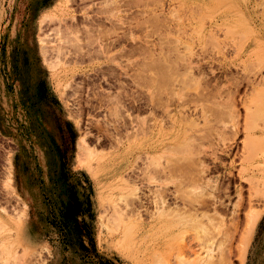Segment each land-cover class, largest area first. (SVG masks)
Wrapping results in <instances>:
<instances>
[{
  "label": "rangeland",
  "instance_id": "374dc122",
  "mask_svg": "<svg viewBox=\"0 0 264 264\" xmlns=\"http://www.w3.org/2000/svg\"><path fill=\"white\" fill-rule=\"evenodd\" d=\"M89 1L0 0V264H264V0Z\"/></svg>",
  "mask_w": 264,
  "mask_h": 264
},
{
  "label": "bare ground",
  "instance_id": "6f19581e",
  "mask_svg": "<svg viewBox=\"0 0 264 264\" xmlns=\"http://www.w3.org/2000/svg\"><path fill=\"white\" fill-rule=\"evenodd\" d=\"M71 1H73V0H71ZM77 1H78V0H77ZM88 1H89V0H88ZM107 1H108V0H107ZM83 2H84V1H83ZM86 2H87V1H86ZM90 2L93 3V0H92V1L90 0L88 3L84 4V5H86V8H87V6H89L90 4H92V3H90ZM109 2H110V1H109ZM76 3H77V2H76ZM94 3H95V2H94ZM81 4H82V3H81ZM110 4H111V8H110V7H108V8L106 7L108 10L106 9L104 12H109V11H110V12H109V13H110V16H111V14L115 13V14H114V17H117V18H114V20L119 18V19H121V20L118 19L117 21L122 22L121 14H119L120 17H119V15H116V14L118 13L117 11H120V9H121V8L119 9V7H121V6L119 5V0H112V3H110ZM134 4H135V3H134ZM82 5H83V4H82ZM93 5H94V4H93ZM96 5H97V4H96ZM100 5H101V4H100ZM132 5H133V3H132ZM98 6H99V5H98ZM98 6H97V7H98ZM101 6H102V5H101ZM104 6H105V5H104ZM95 7H96V6H95ZM83 8H85V6H83ZM100 8H101V9L99 10L100 12H99V11L97 12V13H100V14H99V15H100V17H99V22H100V20H101V15H102V17H103V15H104L103 18L107 17V15L105 16V14L103 13V11H101V10H104V9H103L102 7H100ZM104 8H105V7H104ZM109 8H110V10H109ZM89 9H91V11H93L92 8H91V6L89 7ZM89 9H88V10H89ZM97 9H98V8H97ZM118 9H119V10H118ZM84 10H85V12L87 11L86 9H84ZM114 11H116V12H114ZM149 11H150V10H149ZM88 12L90 13V11H88ZM88 12H86V13H88ZM101 12H102V13H101ZM112 12H113V13H112ZM86 13L83 12V15H86ZM92 13H93V12H92ZM109 13H108V14H109ZM142 14H143V13H142ZM154 14H155V13H154ZM90 15H91V14H90ZM90 15L88 16V14H87V15L84 16V17H87V18L89 17V18H91ZM99 15H98V14L95 15V16H92V15H91L93 18L95 17V18L93 19V21L96 20V22H98L97 19H98V16H99ZM48 16H50V13H49V12H46V13L43 14V17H44V18H47ZM96 16H97V17H96ZM110 16H109V17H110ZM156 16H157V15H156ZM87 18H86V19H87ZM96 18H97V19H96ZM111 18H113V16L110 17V18H105V19L107 20V19H111ZM154 18H155V17H154ZM86 19H85V20H86ZM155 19H156V18H155ZM69 20H71V18H70ZM75 20H76V19H75ZM151 20H152V19H151ZM158 20H159V19H158ZM73 21H74V20H73ZM90 21H91V19H90ZM93 21H91V23H92ZM117 21H115V22H117ZM123 21H124V20H123ZM146 21H147V20H146ZM120 22H118L119 24H118V27H117V28H119V29L122 28V29H123V27H122V25L120 24ZM66 23H67V22H66ZM101 23H102V22H101ZM110 23H111V22H110ZM135 23H136V22H135ZM137 23H138V22H137ZM89 24H90V22H89ZM94 24H95V22H94ZM94 24H91V25H94ZM112 24H114V23H112ZM126 24H127V23H126ZM73 25H74V24H73ZM77 25H78V24H77ZM99 25H100V23H99ZM102 25H103V23H102ZM104 25H105V24H104ZM120 25H121V26H120ZM132 25H133V23H132ZM140 25H141V24H140ZM145 25H146V24H145ZM67 26H68V25H67ZM97 26H98V25H97ZM112 26H113V25H112ZM116 26H117V23H116V25H114V27H116ZM136 26H137V25H136ZM68 27H69V26H68ZM101 27H102V26H101ZM101 27H100V28H101ZM103 27H104V26H103ZM105 27H106V26H105ZM129 27H130V26H129ZM133 27H134V26H133ZM69 28H72V27H69ZM97 28H98V27H97ZM117 28H116V29H117ZM130 28H131V27H130ZM90 29H91V27H90ZM119 29H117V30H115V28H114L113 30H110V29H108V30H104V29H102V30H104V31H102V32L100 33V31H101V30H100V31H99L100 35H99V33H98V36H99V37H100L101 35L103 36V39H101L100 43H99V42H98V43L100 44V47H101L100 50H102V53H103V54H104V53H106V54L108 53V55L105 54L106 56H104L106 59H109V58H110V56H109V49H111L112 47H113V48H116L117 46L119 47V45H122V44H121V43H122V38L124 37L125 34L122 33L123 31H122L121 33H118V30H119ZM124 29H125V28H124ZM128 29H129V28H128ZM133 29H134V28H133ZM74 30H75V29H74ZM80 30H81V29H80ZM114 30H115V32L117 31V32H116L117 34H115ZM129 30H130V29H129ZM112 31H113V32H112ZM90 32H92V31H90ZM94 32H95V31H94ZM94 32H93V34H94ZM89 34H90V33H89ZM96 34H97V33H96ZM122 34H123V35H122ZM94 36H96V35H94ZM102 36H101V38H102ZM114 36H115V37H114ZM99 37H98V38H99ZM111 37H113V40H112V39L110 40ZM71 38H72V37H71ZM98 38H97V39H98ZM74 39H75V38H74ZM94 39H95V38H94ZM127 39H128V38H127ZM98 40H99V39H98ZM98 40H97V41H98ZM41 41H42L41 51H42V54L44 55V57H45V61H46V59H47V57H46V50H45V46L43 45L44 40H41ZM104 41H105V42H104ZM257 41H258V40H257ZM90 42H92V41H90ZM95 42H96V41H95ZM101 42H102V43H101ZM75 45H76V44H75ZM261 45H262V44H261ZM91 46H92V45H91ZM91 46H90V48H91ZM168 46H169V45H168ZM93 47H94V46H93ZM259 47H260V46H259ZM90 48H88V49H90ZM141 48H142V47H141ZM170 48H172V47H170ZM170 48H169V49H170ZM91 50H92V49H91ZM96 50H97V49H96ZM142 50H143V49H142ZM152 50H153V49H152ZM83 51H84V50H83ZM74 52H76V51H74ZM80 52H81V51H80ZM89 52H90V51H88V52H87V51H84V52H81L80 55H81V56H85V55H87V54L89 55ZM98 52H99V50H98ZM170 52H171V51H170ZM148 53H149V52H148ZM148 53H147V54H148ZM174 53H175V52H174ZM174 53H173V54H174ZM61 54L63 55L62 57L65 56L64 52H62V51L60 52V50H59V52H58V56H61ZM76 54H77V53H76ZM78 54H79V53H78ZM78 54H77V55H78ZM145 54H146V53H145ZM147 54H146V55H147ZM152 54H153V53H152ZM154 54H155V53H154ZM154 54H153V55H154ZM180 54H181V53H180ZM180 54H179V55H180ZM80 55H79V56H80ZM111 55H112V54H111ZM120 55H122V54H120ZM159 55H160V54H159ZM161 55H162V54H161ZM179 55H178V56H179ZM91 56H92V54H91ZM91 56H90V57H91ZM93 56H94V55H93ZM100 56H101V55H100ZM112 56H113V55H112ZM150 56H151V55H150ZM122 57H123V56H122ZM145 57H147V56H145ZM179 57H180V56H179ZM148 58H149V57H148ZM160 58L164 59L163 56L160 57ZM172 58H173V57H172ZM181 58H182V56H181ZM116 59H117V58H115V57L113 58V57H112V58H110L109 60L114 62ZM158 59H159V58H158ZM162 59H161V60H162ZM175 59H176V58H175ZM178 59H180V58H178ZM153 60H154V59H153ZM180 60H181V59H180ZM155 61H156V60H155ZM174 61H176V60H174ZM153 62H154V61H153ZM162 62L164 63V61H162ZM166 62H167V61H166ZM176 62H177V61H176ZM114 63H115V62H114ZM154 63H155V62H154ZM154 63H153V64H154ZM158 63H160V64H157V65L163 66V67L165 68V66H164L165 64L162 63V65H161V61H158ZM169 63H170V62H169ZM155 65H156V64H155ZM157 65H156V66H157ZM172 65H173V64H172ZM160 66H159V67H160ZM174 66H175V65H174ZM50 67H52V64H51V63H50ZM169 67H170V66H168V69H169ZM156 68H157V67H156ZM174 68H175V67H174ZM162 69H163V68H161V69H159V70H162ZM164 71H166V70H164ZM161 72H162V71H161ZM168 72H169V70H168ZM142 73H143V72H142ZM153 73H154V72H153ZM162 73H163V72H162ZM162 73H161V74H162ZM166 73H167V72H166ZM159 74H160V73H159ZM167 74H169V73H167ZM146 77H147V76H146ZM160 77H161V76H160ZM160 77H158V78H160ZM168 77L170 78V76H168ZM30 78H31V77H30ZM158 78H157V79H158ZM155 79H156V77L154 78V80H155ZM142 80H143V79H142ZM150 80H151V79H150ZM159 80H160V79H159ZM154 82H155V81H154ZM156 82L158 83V81H156ZM167 82H168V81L166 80V84H169V83H167ZM31 83H32V81H31ZM32 84H33V83H32ZM154 84H155V83H154ZM34 85H35V84H34ZM34 85H33V86H34ZM151 85H152V84H151ZM34 87H35V86H34ZM154 87H155V86H154ZM163 92H164V91H163ZM259 94H260V93H259ZM158 97H160V96H158ZM160 104H161V103H160ZM253 113H254V112H253ZM254 114H255V113H254ZM254 116H255V115H254ZM252 117H253V116H252ZM262 141H263V140H262ZM262 143H264V141H263ZM249 144H250V143H249ZM262 145H264V144H262ZM260 147H261V145H260ZM253 148H254V147H253ZM253 148H249V149H253ZM256 148H257V147H256ZM249 149H248V151H250ZM254 150H255V149H254ZM254 152H255V151H254ZM247 153H248V152H247ZM250 153H251V152H249V154H250ZM153 159H154V158H153ZM155 159H156V158H155ZM155 159H154V161H155ZM156 160H157V159H156ZM189 160H190V159H189ZM190 161H191V160H190ZM157 163H158V162H157ZM157 163H156V164H157ZM93 164H95V163H93ZM153 164H155V163H153ZM156 164H155V166H157ZM194 165H195V164H194ZM90 166H91V165H90ZM93 166H94V165H93ZM94 167H95V166H94ZM104 167H105V165H104ZM153 167H154V166H153ZM160 167H161V166H160ZM166 167H170V166H166ZM189 167H191V166H189ZM92 168H93V167H92ZM154 168H155V167H154ZM170 168H171V167H170ZM167 169H168V168H167ZM173 169H174V170H178V169H176L175 167H174ZM93 170H94V169H93ZM179 170H181V169H179ZM100 171H101V170H100ZM154 171H155V170H154ZM169 171L171 172V170H169ZM155 172H156V171H155ZM162 172H164V171H162ZM172 172H173V171H172ZM172 172H171V173H172ZM183 172H184V171H183ZM175 173H176V172H175ZM179 173H180V172H179ZM173 174H174V172H173ZM165 215H166V214H165ZM258 217H259L258 214H254V217H253V218H254V221H253L254 224H255L256 221L258 220ZM4 226L6 227L5 224H4ZM178 227H179V226H178ZM167 229H168V228H167ZM173 234H174V233H173ZM129 237H130V236H129ZM11 244H12V243H11ZM13 244H14V243H13ZM197 258H198V257H197ZM196 260H197V259H196ZM199 260H200V259H199ZM202 260H203V259H202ZM205 261H206V260H205Z\"/></svg>",
  "mask_w": 264,
  "mask_h": 264
},
{
  "label": "trees",
  "instance_id": "16d2710c",
  "mask_svg": "<svg viewBox=\"0 0 264 264\" xmlns=\"http://www.w3.org/2000/svg\"><path fill=\"white\" fill-rule=\"evenodd\" d=\"M45 84H43V85H39V89H40V96L42 95L43 96V90H44V88H45ZM46 92V91H45Z\"/></svg>",
  "mask_w": 264,
  "mask_h": 264
},
{
  "label": "crops",
  "instance_id": "0c3cea01",
  "mask_svg": "<svg viewBox=\"0 0 264 264\" xmlns=\"http://www.w3.org/2000/svg\"><path fill=\"white\" fill-rule=\"evenodd\" d=\"M257 227V226H256ZM255 230H256V228H255ZM254 233H255V231H254ZM253 238V237H252ZM251 241H252V239H251ZM251 241H250V243H251ZM249 246H250V244H249ZM247 252H248V250H247ZM246 257H247V255H246Z\"/></svg>",
  "mask_w": 264,
  "mask_h": 264
}]
</instances>
